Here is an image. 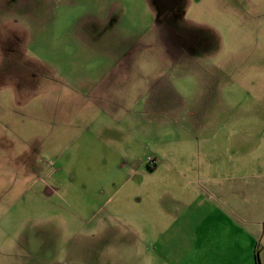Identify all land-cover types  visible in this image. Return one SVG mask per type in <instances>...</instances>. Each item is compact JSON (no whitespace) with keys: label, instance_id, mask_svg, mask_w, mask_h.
Listing matches in <instances>:
<instances>
[{"label":"rangeland","instance_id":"obj_1","mask_svg":"<svg viewBox=\"0 0 264 264\" xmlns=\"http://www.w3.org/2000/svg\"><path fill=\"white\" fill-rule=\"evenodd\" d=\"M179 2L0 0V264L264 245V0Z\"/></svg>","mask_w":264,"mask_h":264},{"label":"crops","instance_id":"obj_2","mask_svg":"<svg viewBox=\"0 0 264 264\" xmlns=\"http://www.w3.org/2000/svg\"><path fill=\"white\" fill-rule=\"evenodd\" d=\"M160 7V6H159ZM1 75V74H0ZM127 87H125L124 89H122L121 91H124L126 93V89ZM4 107V102H3V99H2V94H1V89H0V108L1 110L3 109ZM0 124H3L0 122ZM238 222H235V220H232V219H228V223L230 225L231 224H234V226H236V223L239 224L240 222V226H241V229L242 231L245 233V229H249V228H255L258 224L257 223H260V222H257L255 219L253 220H247L246 219V216H240V213L238 214ZM237 224V225H238ZM238 225V227H239ZM216 226H217V221L216 220H212V223H211V235L214 234L215 230H216ZM249 231L251 232V230L249 229ZM250 238L252 239L251 241V246L249 247L250 249L248 250L247 248V252H246V264H264V245L258 249L257 245H256V240H257V237H255L253 239L252 235L250 234ZM237 242L241 243V247H244V245H246L245 243V240L244 238H240L239 241L237 240ZM225 247H227V249H229L231 246L227 243H224V251L225 252H230L232 253L231 257H235V255H238V251L234 250V248L232 247V250L231 251H226ZM242 253V256H243V251H240ZM228 264V263H227Z\"/></svg>","mask_w":264,"mask_h":264},{"label":"flooded vegetation","instance_id":"obj_3","mask_svg":"<svg viewBox=\"0 0 264 264\" xmlns=\"http://www.w3.org/2000/svg\"><path fill=\"white\" fill-rule=\"evenodd\" d=\"M180 0H158V4L160 6V9L165 10V15H173L180 4Z\"/></svg>","mask_w":264,"mask_h":264},{"label":"built area","instance_id":"obj_4","mask_svg":"<svg viewBox=\"0 0 264 264\" xmlns=\"http://www.w3.org/2000/svg\"><path fill=\"white\" fill-rule=\"evenodd\" d=\"M150 161H153V163H155V159H151Z\"/></svg>","mask_w":264,"mask_h":264},{"label":"water","instance_id":"obj_5","mask_svg":"<svg viewBox=\"0 0 264 264\" xmlns=\"http://www.w3.org/2000/svg\"><path fill=\"white\" fill-rule=\"evenodd\" d=\"M162 11H164V9H161Z\"/></svg>","mask_w":264,"mask_h":264}]
</instances>
